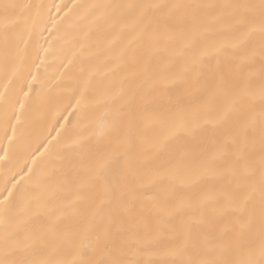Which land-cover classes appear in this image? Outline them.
Listing matches in <instances>:
<instances>
[{"label":"snow or ice","instance_id":"1","mask_svg":"<svg viewBox=\"0 0 264 264\" xmlns=\"http://www.w3.org/2000/svg\"><path fill=\"white\" fill-rule=\"evenodd\" d=\"M0 81V264H264V0H0Z\"/></svg>","mask_w":264,"mask_h":264},{"label":"bare ground","instance_id":"2","mask_svg":"<svg viewBox=\"0 0 264 264\" xmlns=\"http://www.w3.org/2000/svg\"><path fill=\"white\" fill-rule=\"evenodd\" d=\"M18 3H45V4H52V3H61L62 0H16ZM63 3H71V0H63ZM53 14L55 11L53 10ZM50 26V25H49ZM51 40L53 53H50L45 61V64L39 67L37 72V68L35 66L31 67V73L33 75H38L39 82L33 84L34 92L32 96L34 97V101L30 108V122L32 124V149H35L36 144L39 143L41 139H43L44 135H47L49 131H51V137L56 135V131L59 130L60 125L65 124V120L63 119L64 116H68L67 112H63L61 114L60 105L57 104H41L39 102L38 97H46L49 95V89L53 88L54 85L60 80V74L64 71L61 66V60L57 58L54 53L60 48L63 44V40L57 41L52 40L49 37V33L44 30L43 26H40L37 32V35L30 46V56L31 59H35L36 53L35 49L37 47L41 48L39 52L40 58H44L43 48L48 47V41ZM35 64L39 65L40 60L35 59ZM27 75V72L25 73ZM31 79V76L28 77ZM2 84V81H0ZM66 84H62L61 88H54V92H61V89L66 87ZM27 90V89H25ZM63 95L61 99H64ZM68 119L71 121L74 118L72 116H68ZM95 119L99 121L101 119V114L97 113ZM3 132L0 131V149L7 146V141L2 139ZM2 151H0V155H2ZM51 159V157H48ZM41 161H45V157H41ZM40 161H38V164Z\"/></svg>","mask_w":264,"mask_h":264}]
</instances>
